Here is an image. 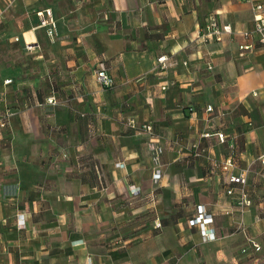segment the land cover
I'll return each mask as SVG.
<instances>
[{
  "label": "crops",
  "instance_id": "obj_1",
  "mask_svg": "<svg viewBox=\"0 0 264 264\" xmlns=\"http://www.w3.org/2000/svg\"><path fill=\"white\" fill-rule=\"evenodd\" d=\"M257 3L0 0V264H264V46L243 36ZM212 20L233 34L203 43ZM247 237L262 250L242 252Z\"/></svg>",
  "mask_w": 264,
  "mask_h": 264
},
{
  "label": "built area",
  "instance_id": "obj_2",
  "mask_svg": "<svg viewBox=\"0 0 264 264\" xmlns=\"http://www.w3.org/2000/svg\"><path fill=\"white\" fill-rule=\"evenodd\" d=\"M254 29L250 30V31H245L243 32V36L246 39H250L254 34L258 36V41L261 42V44L264 46V5L257 3L254 4ZM40 19V27L46 28V32L47 34H49L50 37L55 38L58 33H57V22L53 17V13L51 9H44L41 12L37 13ZM234 32L233 28L228 25V24H224V25H219L215 20H212L208 23H206V25L201 29L200 34H199V39L200 41H202L203 43L206 42H210V41H216V42H221V40H223V38L228 35H232ZM16 40H20L19 37L16 38ZM254 47L253 43H250L249 45L244 46L245 50H251V48ZM32 45H27L26 49H31ZM159 63L162 64L164 66H166V61L168 60L166 56H162L159 59ZM211 68V67H210ZM95 75L97 76V80L99 82V84L104 88H110L113 86L114 84V80L112 78V76H110V73L108 71V67H107V63L106 61H99L97 68L95 70ZM6 83H12V80H7ZM255 95H257L255 93ZM48 103L49 104H57V101L54 97H51L48 99ZM214 107L212 105H209L207 108L208 112L213 111ZM12 114H9V116ZM1 126L3 127L6 123L4 120H2V122L0 123ZM138 134L141 135H146L149 138L152 137H156V133L155 130L153 128V126L150 124H146L143 125L142 127H140V129L138 130ZM209 134H204L202 135V137H209ZM219 141L221 143H224L226 141V137L227 135L225 134V132H218L216 133ZM151 148L153 149V157H154V161L157 164H160V158L163 154V148H161L158 144H151ZM193 156L194 157H202L205 155V150L202 149V147H200V145L198 143H196L195 145H193ZM264 159V156H263ZM227 168V167H226ZM248 173L249 170L248 169H243L241 170V172L239 173V175H233L230 177V183L232 185H237L239 188V195L237 197V202L236 205H238L239 209H240V213H244L245 211H247L249 208L252 207V200L250 198L249 195V191L247 189V183H248ZM154 178L158 181L160 179V171L157 170L156 173L154 174ZM236 192V190L234 189V187H229L227 189V193L228 194H234ZM192 224L194 225H198L200 226V232L201 235L205 238V240H213L215 239V235L210 234V230L207 228V225L212 223V218L208 217L207 215H205L202 211L197 215V217H195L194 219L191 220ZM24 223L19 224L20 227H24L23 226ZM254 251L256 253L260 252L262 250L261 245L258 243V241L256 242L255 239L251 238V237H247V245L243 247L242 252L244 253H248L249 251Z\"/></svg>",
  "mask_w": 264,
  "mask_h": 264
}]
</instances>
